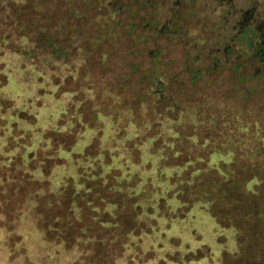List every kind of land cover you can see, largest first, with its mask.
Returning a JSON list of instances; mask_svg holds the SVG:
<instances>
[{"label": "rangeland", "instance_id": "rangeland-1", "mask_svg": "<svg viewBox=\"0 0 264 264\" xmlns=\"http://www.w3.org/2000/svg\"><path fill=\"white\" fill-rule=\"evenodd\" d=\"M82 1H55L59 20L85 33V55L58 64L54 96L68 108L55 102L58 132L27 161L21 146L10 168L0 166V229L9 233L0 264H55L47 255L64 257L63 241L72 243L69 264H114L113 255L116 264H264V67L237 53L205 57L201 39L211 35L198 33L197 16L183 13L165 38L145 29L155 5L163 20L177 0H116L101 10ZM110 8L121 13L108 34L95 18L107 20ZM13 77L4 94L16 92ZM57 165L75 170L79 178L64 182L77 190L86 177L88 193L60 195ZM185 219L194 233L179 229ZM34 222L55 251L29 248Z\"/></svg>", "mask_w": 264, "mask_h": 264}, {"label": "trees", "instance_id": "trees-1", "mask_svg": "<svg viewBox=\"0 0 264 264\" xmlns=\"http://www.w3.org/2000/svg\"><path fill=\"white\" fill-rule=\"evenodd\" d=\"M55 1L71 5L79 3L78 0H0V122H5V125L0 123V166L5 168H10L15 158L21 155L19 152L21 146L26 148L22 158L27 161L28 154L34 152L41 141L45 142V136L49 132L56 131L58 127L56 128L54 124L55 118L62 111L66 114L68 110V108L65 109L64 101L58 100L54 96L59 88L58 64L67 67L75 50L81 49L79 55H85L82 51L85 41L84 31L80 27L70 25L69 22L63 23L59 20V13L55 10ZM87 1L83 0L82 3L85 4ZM105 1L107 0H95L98 3V10L107 6H113L114 9L116 0H113L111 5H106ZM76 12V10L71 11L70 15L76 18L80 14V12ZM117 15L118 12L115 10L112 12L111 9L107 20L102 22L97 19V16L95 23L111 34L114 27L119 24ZM80 17L82 16L78 18ZM74 44H76V48H74ZM9 75L14 76L13 87L16 92L4 94L9 85ZM31 89H33V93L26 94ZM55 102H61L62 111L59 115L55 108ZM7 103H10L11 106H6ZM23 115L33 117L34 122L28 123ZM16 131L20 133L19 137L14 136L13 132ZM26 132L31 133L32 136ZM27 135L31 136L29 146H25L26 143L22 144L20 141ZM65 158L68 160L69 155L67 154ZM57 168L61 169L63 173L61 186L57 188V190L59 188L61 190V192L59 191L60 195L68 190L74 192V197H78L77 195L84 189L88 193L90 189H86V177L82 176L86 182H78L81 189L77 190L75 181L64 182L71 173L76 174L75 170L71 169L69 165H57L55 171ZM55 171L45 180L51 183L49 184L52 189L50 194H55L52 184L55 179ZM76 178H79L77 174ZM250 182H254L253 186L261 185L257 179H252ZM58 193L56 192V194ZM75 204L76 201L72 203V207ZM41 219L44 223L43 218ZM56 220L58 219L56 218ZM232 229L239 233L237 229ZM45 232L47 233L46 237L42 239L43 234H40L36 222L34 225H29V235L32 238L29 248L36 247L37 244L43 248L49 246L51 250L55 251V247L48 239L50 232L47 229ZM8 234L0 229V236ZM234 237L237 238L238 235H234ZM63 242L67 244L62 246L63 250L67 251L64 257L55 252L47 255L52 257V262L55 264L58 262L59 264H69L71 261L69 253L71 247L68 246L72 243ZM236 244L239 245V243ZM237 253L238 251H236ZM112 259L116 264L115 255L112 256Z\"/></svg>", "mask_w": 264, "mask_h": 264}, {"label": "flooded vegetation", "instance_id": "flooded-vegetation-1", "mask_svg": "<svg viewBox=\"0 0 264 264\" xmlns=\"http://www.w3.org/2000/svg\"><path fill=\"white\" fill-rule=\"evenodd\" d=\"M142 6L145 10L149 8L145 2ZM163 9L161 3L154 6L152 19L148 20L145 28L156 30L158 38L179 31V19L183 18V13L197 16V21L202 23L198 33L202 36V32L206 31L211 35L210 39L203 36L201 39L204 44L201 46L202 54L207 49L206 54H203L205 57L218 59L219 54V58L230 59L232 54L237 53L238 59L251 58L264 67V0H177L175 7L168 9V17L161 20ZM210 40L214 44L208 46L206 43ZM168 220L174 222L171 218ZM212 220L217 224L213 215ZM176 224L179 229L186 227L194 233L193 223L189 220L178 221Z\"/></svg>", "mask_w": 264, "mask_h": 264}]
</instances>
